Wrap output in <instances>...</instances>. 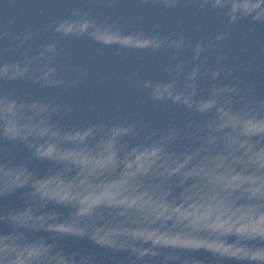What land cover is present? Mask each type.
I'll return each mask as SVG.
<instances>
[{"label":"water","instance_id":"95a60500","mask_svg":"<svg viewBox=\"0 0 264 264\" xmlns=\"http://www.w3.org/2000/svg\"><path fill=\"white\" fill-rule=\"evenodd\" d=\"M0 264H264V0H0Z\"/></svg>","mask_w":264,"mask_h":264}]
</instances>
